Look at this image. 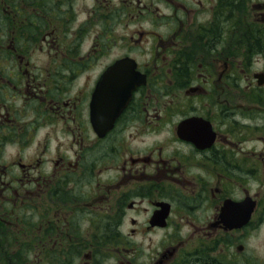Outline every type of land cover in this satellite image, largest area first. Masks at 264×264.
Segmentation results:
<instances>
[{
  "label": "flooded vegetation",
  "instance_id": "obj_1",
  "mask_svg": "<svg viewBox=\"0 0 264 264\" xmlns=\"http://www.w3.org/2000/svg\"><path fill=\"white\" fill-rule=\"evenodd\" d=\"M3 2L0 264H250L264 0Z\"/></svg>",
  "mask_w": 264,
  "mask_h": 264
},
{
  "label": "rangeland",
  "instance_id": "obj_2",
  "mask_svg": "<svg viewBox=\"0 0 264 264\" xmlns=\"http://www.w3.org/2000/svg\"><path fill=\"white\" fill-rule=\"evenodd\" d=\"M3 0H0V7L4 6ZM1 12V11H0ZM252 144V143H251ZM258 189V182L256 179H251V190L255 191ZM242 241V240H241ZM245 248V255L250 257V264H264V224H258L257 222L252 226L250 234L248 237L244 238L242 241ZM235 262L241 260L242 254L236 250V243L234 247Z\"/></svg>",
  "mask_w": 264,
  "mask_h": 264
},
{
  "label": "water",
  "instance_id": "obj_3",
  "mask_svg": "<svg viewBox=\"0 0 264 264\" xmlns=\"http://www.w3.org/2000/svg\"><path fill=\"white\" fill-rule=\"evenodd\" d=\"M238 204H239V203H238ZM242 204H243V203H240L239 205H242ZM245 204H246V202H245ZM254 206H255V202H252V201H251V203H250V212L247 211V213L245 214V219L242 220V223H243V221L246 222V221L249 220V218H250V216H251V214H252V212H253ZM225 212H227V205H226V207H225ZM224 219H225V221H227V217H225ZM239 249H241V247H239Z\"/></svg>",
  "mask_w": 264,
  "mask_h": 264
}]
</instances>
